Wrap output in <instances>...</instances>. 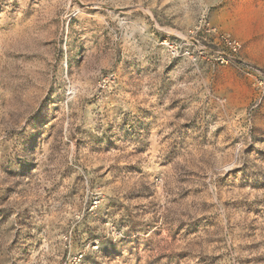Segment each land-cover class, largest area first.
Wrapping results in <instances>:
<instances>
[{
    "label": "rangeland",
    "instance_id": "374dc122",
    "mask_svg": "<svg viewBox=\"0 0 264 264\" xmlns=\"http://www.w3.org/2000/svg\"><path fill=\"white\" fill-rule=\"evenodd\" d=\"M0 264H264V0H0Z\"/></svg>",
    "mask_w": 264,
    "mask_h": 264
},
{
    "label": "built area",
    "instance_id": "2783aa9c",
    "mask_svg": "<svg viewBox=\"0 0 264 264\" xmlns=\"http://www.w3.org/2000/svg\"><path fill=\"white\" fill-rule=\"evenodd\" d=\"M202 27L203 26L201 25L197 30L200 31ZM227 43L229 46V51L231 53V58L238 55L241 49L240 43L237 40H233V39H231V41H228ZM227 57H228L227 55L222 54L221 60L224 62L225 59H227Z\"/></svg>",
    "mask_w": 264,
    "mask_h": 264
}]
</instances>
